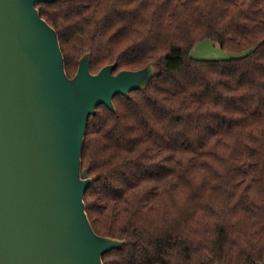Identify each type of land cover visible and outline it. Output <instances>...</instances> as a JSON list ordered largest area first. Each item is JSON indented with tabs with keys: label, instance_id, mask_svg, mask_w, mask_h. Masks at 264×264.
Returning a JSON list of instances; mask_svg holds the SVG:
<instances>
[{
	"label": "trees",
	"instance_id": "16d2710c",
	"mask_svg": "<svg viewBox=\"0 0 264 264\" xmlns=\"http://www.w3.org/2000/svg\"><path fill=\"white\" fill-rule=\"evenodd\" d=\"M73 78L159 68L145 90L91 116L82 162L95 231L126 240L104 264L264 260V0H57L39 3ZM218 42L244 54L192 56Z\"/></svg>",
	"mask_w": 264,
	"mask_h": 264
},
{
	"label": "water",
	"instance_id": "95a60500",
	"mask_svg": "<svg viewBox=\"0 0 264 264\" xmlns=\"http://www.w3.org/2000/svg\"><path fill=\"white\" fill-rule=\"evenodd\" d=\"M55 1L0 0V264H104L127 244L90 221L85 138L99 106L117 112L118 95L145 90L160 71L115 74L114 63L94 74L86 53L69 77L58 32L37 7Z\"/></svg>",
	"mask_w": 264,
	"mask_h": 264
},
{
	"label": "rangeland",
	"instance_id": "374dc122",
	"mask_svg": "<svg viewBox=\"0 0 264 264\" xmlns=\"http://www.w3.org/2000/svg\"><path fill=\"white\" fill-rule=\"evenodd\" d=\"M221 48L220 44L212 39H205L196 44L192 56L200 60H229L244 56Z\"/></svg>",
	"mask_w": 264,
	"mask_h": 264
}]
</instances>
